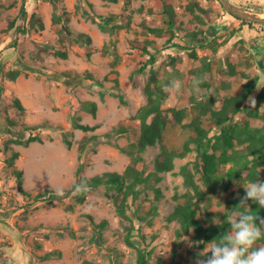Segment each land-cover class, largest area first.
Segmentation results:
<instances>
[{
  "label": "rangeland",
  "instance_id": "374dc122",
  "mask_svg": "<svg viewBox=\"0 0 264 264\" xmlns=\"http://www.w3.org/2000/svg\"><path fill=\"white\" fill-rule=\"evenodd\" d=\"M88 1L95 13L117 16L113 31L101 29L87 16L89 7L83 0H0V84L3 88L0 95V264H137L138 247L146 252L147 264H196L207 243L194 237L192 231L177 235L179 223L169 220L175 203L182 200L174 199V195L187 190L182 176L175 172L194 157L191 152L176 158L174 172H163L161 180L154 184L162 191L158 200L154 199L153 189L146 187L130 201L128 212L135 219L132 236L135 246L125 241L126 226L130 221L118 215L104 187L92 190L83 203H75L76 170L83 162L82 174L87 177L105 171L122 172L130 161V156L121 148L138 135L139 120L134 115L146 102L144 86L150 74L149 67L142 73H134L148 54L134 48L130 43L132 39L152 41L149 49L156 54L153 66L159 75L165 68H172V57L184 74L185 82L191 69L201 68L202 64L209 68L206 78L211 89L218 88V108L225 93L241 92L248 78L255 79V87L245 100L252 106L254 97L264 85V67L257 65L252 52L253 48L259 51L264 48V42L257 40L258 37L264 40V23L243 22L226 11L219 0ZM193 1L206 9L209 16L198 10V6H192L195 11L191 12ZM230 1L238 7L264 14V0ZM22 2L27 16L20 12ZM164 3L174 9L180 27L170 40L169 35L157 36L147 32L142 25L145 21L150 26H165ZM55 12L62 15V22L53 21ZM32 13L43 21V28L30 23ZM194 13L201 14L203 21ZM10 21H14L13 27L9 26ZM212 26L219 28L216 31ZM16 27H25L26 33L18 32ZM192 31H197L196 41L188 37ZM237 32L248 35L250 43L244 45L241 40H236ZM78 33L89 35L90 41L78 40ZM173 41L189 45L197 56L189 55L192 49L178 50L172 46ZM56 49L66 51V58L55 54ZM113 51L119 57L116 64H113ZM230 63L235 66V74L228 72ZM15 68L21 70L20 75L10 80L5 73ZM64 71L73 74L66 77L62 74ZM75 72L78 75L74 76ZM88 72L92 73V78L86 76ZM115 77L126 103H121L115 95L119 91L114 85ZM93 79L102 81L103 86H92ZM184 90L189 92L187 86ZM15 97L21 100L23 111L13 104ZM85 100L97 103L94 115L82 107ZM185 103V100L180 101V105ZM263 110L264 95L259 107L260 112ZM72 117L97 127L88 131L74 128ZM235 119L253 125L260 123L259 119L243 112ZM45 121L55 127H32ZM202 124L211 127L212 133L218 130L207 117H203ZM120 125L127 130L115 135L117 146L101 136L105 132L113 133ZM64 132L72 140L70 148L63 141ZM31 133L39 134L42 141L28 145L10 144L6 148L5 141L9 138L24 139ZM192 133L189 128L168 126L162 143L181 150ZM93 134L100 135L99 142L91 144L81 154L80 142ZM11 150L19 152L13 166L6 162ZM158 151V143L149 147L143 153L139 167L153 169V159ZM13 168L23 170L22 187L30 195H24L18 189ZM246 185L234 183L229 190L212 197L209 209L217 213L213 216L214 221L226 212L225 196L230 192H234V196L240 195L239 188ZM58 188L64 192L58 200H33L38 192ZM153 202L157 212L149 215L147 220H137L134 210L138 207L141 211L146 210ZM69 203L74 204L72 210L66 209ZM205 212L202 206L199 217H204ZM87 214L92 215L94 223ZM103 219L107 222L101 228L97 223ZM261 246H264L262 242ZM48 253L51 254L46 256Z\"/></svg>",
  "mask_w": 264,
  "mask_h": 264
},
{
  "label": "trees",
  "instance_id": "16d2710c",
  "mask_svg": "<svg viewBox=\"0 0 264 264\" xmlns=\"http://www.w3.org/2000/svg\"><path fill=\"white\" fill-rule=\"evenodd\" d=\"M83 1L89 7V9H86L87 16L92 21L97 22L101 29L113 31L115 27V23L113 22L117 16L95 13L91 9L92 3L88 0ZM192 6H198V10L202 11L206 17L209 16L207 10L199 7L197 1H193L190 5L191 12H194L195 9ZM20 12L22 15L27 16L24 2H22ZM163 12L167 15V19L164 20L165 26H150L145 21L142 25L147 32L157 36L169 35L170 40L172 36H176V29L180 28L177 25L178 17L174 9L167 3L163 4ZM194 14H196L195 16L198 20L203 21L201 14ZM241 20L243 22H251L244 19ZM53 21L55 23L62 22V15L55 12ZM30 23L33 25L37 24L40 28L44 26L43 21L35 13L31 14ZM9 26L13 27L14 21H10ZM65 28L68 30V27ZM212 28L214 29L213 26ZM16 29L20 33H26L25 27H16ZM188 37L192 38V41H196L197 31H192L188 34ZM76 38L86 42L90 41V36L84 33H78ZM15 43L16 41H14ZM130 43L134 48H138L148 54V57L138 64L134 73H142L147 67H149L150 71L144 86L146 102L138 108L134 115V118L139 120L138 135L126 147L121 148L122 151L130 156V161L122 172L105 171L90 177L82 174L83 162H80L76 170L77 179L73 184V188L82 179L87 178L90 191L85 194H78L76 192L74 195L75 203H83L92 190L104 187L106 189L105 193L112 199L118 215L130 221V225L126 226L127 234L125 241L128 245L135 246V242L132 240V236L135 233V219L128 212L130 201L136 199L143 188L146 187L153 189L154 199L158 200L162 196V191L154 184L161 180L163 172H174L176 158L184 157L187 153L191 152L194 157L181 164L179 170L175 172V174L182 176L183 183L187 187V190L182 194L176 193L174 195V199L182 198V200L175 203L173 210L169 214V220H176L179 223V227L176 229L177 235H181L182 233L188 234L192 231L193 236L202 240L203 243H208L212 240L218 242L223 234L230 231L229 216L233 215L234 211L250 212L264 219V209H261L255 201H247L249 207H237L240 198L245 195L244 186L239 188L240 195L234 196V192H230L225 196L226 212L219 215L218 221H214L213 219V216L217 215V213L209 209L212 197L221 191L229 190L232 184H246L249 181L255 180L264 181V110L259 111L264 95V85H262L258 94L253 99L255 102L254 107L249 103H245V100H247L256 84L255 79L251 80L248 78L244 82L241 92L225 93L221 106L218 108L216 107V102L219 99L218 88L211 89V84L207 81L208 78H206V73L209 68L204 67V64L201 65L203 68L196 67L191 69L185 82L183 80L184 74L177 67L174 60L175 57H172L170 60L172 68H165L163 73L159 75L153 66L156 61V54L149 49L152 41L147 39L142 41L132 39ZM203 45L207 44L204 43ZM172 46L178 48V50L192 49L189 45H182L177 41H173ZM105 47L109 49L108 45ZM54 53L62 58H66L67 56L66 51L60 49L54 50ZM113 55V64H116L119 57L115 51H113ZM189 55L191 57L197 56L194 49L189 51ZM20 72L21 70L19 68L9 69L5 75L10 80H15L20 75ZM114 72L117 74V71ZM228 72L230 74L236 73L235 66L231 63ZM62 74L69 77L72 76L71 74L73 72L64 71ZM75 75H78V73L75 72ZM86 76L92 78V73L88 72ZM194 77L200 81L198 91L193 90ZM177 80L181 84V92L175 100H172L166 97L162 91V87L165 84ZM91 85L103 86V82L98 79H93ZM114 85L119 90L115 95L121 103H126L119 89L117 77L114 78ZM184 86L188 87L189 92L184 90ZM2 90L3 88L0 84V95L2 94ZM182 100H185L186 103L180 105V101ZM168 101L171 104H167ZM13 104L18 110H24V106L18 97L13 99ZM82 107L94 115L97 110V103L93 100H85L82 102ZM240 112H243L248 117L259 119L260 123L253 125L248 121L235 119V116ZM203 117H207L212 122L213 128H218V130L212 133L211 127L203 126ZM26 126L29 127V125ZM72 126L83 131L94 130L97 127V125L80 123L76 117H72ZM168 126H181L189 128L193 132L184 141L181 150L170 148L162 143L164 131ZM32 127L54 128L55 125L45 121L42 125H33ZM126 130L125 126L120 125L114 128L113 133L105 132L101 136L117 146L114 141L115 135L125 133ZM99 140L100 135L98 134H93L89 138L83 139L79 144L81 154L91 144H96ZM33 141L41 142L42 137L39 134L33 133L24 139L21 137H13L5 141V146L8 149L10 144L28 145ZM63 141L68 148L71 147L72 140L68 137L67 132L63 133ZM157 143L159 144V151L154 156L153 169L148 170L147 167H139V164L144 159L143 153ZM18 156L19 152L17 150H11L10 155L6 157L7 164L13 166ZM244 171H246L245 174L243 173ZM12 172L16 177L20 192L24 195H30L22 187L23 170L13 168ZM55 192L53 189H45L42 192L36 193L33 196V200L54 201L60 199L61 197H57ZM202 206L205 207L206 212L204 217H199L198 212ZM73 208L74 204L72 203L66 206L68 210H72ZM139 208L134 210V213L137 214V220H147L149 215H154L157 212V206L154 202L146 210L143 209L141 211L140 208L139 212ZM87 217L94 223L92 215L87 214ZM106 222L103 219L97 225L103 228ZM263 227L261 226L262 232H264ZM260 242L264 244V236L253 247H260ZM57 252L59 253V251ZM50 254L48 253L46 256ZM147 263L146 252L138 247L137 264Z\"/></svg>",
  "mask_w": 264,
  "mask_h": 264
},
{
  "label": "clouds",
  "instance_id": "9594fccd",
  "mask_svg": "<svg viewBox=\"0 0 264 264\" xmlns=\"http://www.w3.org/2000/svg\"><path fill=\"white\" fill-rule=\"evenodd\" d=\"M199 83V79L194 77V91H198ZM162 91L166 97L175 100L181 92V84L172 81L165 84ZM252 106H255L254 101ZM244 189L245 195L240 198L237 207L248 206L247 201L250 200L255 201L261 209H264V181H249ZM75 191L78 194L90 191L87 178L82 179L76 185ZM55 195L62 197L63 189H56ZM229 223L230 231L223 234L218 242L213 240L208 242L201 252L202 255H198L196 264H264V246L253 247L264 236V232L261 230V226H264V219L250 212L234 211ZM185 239L187 238L185 237ZM199 257H203V259Z\"/></svg>",
  "mask_w": 264,
  "mask_h": 264
},
{
  "label": "water",
  "instance_id": "95a60500",
  "mask_svg": "<svg viewBox=\"0 0 264 264\" xmlns=\"http://www.w3.org/2000/svg\"><path fill=\"white\" fill-rule=\"evenodd\" d=\"M220 3L222 4L223 8L228 11L232 16L248 20V21H253V22H258V23H264V14L258 13V12H253L248 9H244L241 7H238L234 5L230 0H219ZM254 56L257 65L260 68L264 67L263 59H264V48L261 49L260 51L254 50Z\"/></svg>",
  "mask_w": 264,
  "mask_h": 264
},
{
  "label": "crops",
  "instance_id": "0c3cea01",
  "mask_svg": "<svg viewBox=\"0 0 264 264\" xmlns=\"http://www.w3.org/2000/svg\"><path fill=\"white\" fill-rule=\"evenodd\" d=\"M219 27H214V29H216V31L218 30ZM235 39L236 40H241V42L244 44V45H247V43H250V39H249V36L248 35H245V33H242V32H237L236 36H235ZM259 42H261L263 44L264 40H262L261 37H258L257 39ZM263 41V42H262ZM253 50H257L256 48H253L252 49V52H254Z\"/></svg>",
  "mask_w": 264,
  "mask_h": 264
}]
</instances>
